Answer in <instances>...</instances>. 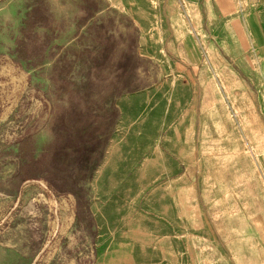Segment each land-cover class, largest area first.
Here are the masks:
<instances>
[{
    "label": "rangeland",
    "instance_id": "obj_1",
    "mask_svg": "<svg viewBox=\"0 0 264 264\" xmlns=\"http://www.w3.org/2000/svg\"><path fill=\"white\" fill-rule=\"evenodd\" d=\"M229 10L0 0V264H264V47Z\"/></svg>",
    "mask_w": 264,
    "mask_h": 264
},
{
    "label": "crops",
    "instance_id": "obj_2",
    "mask_svg": "<svg viewBox=\"0 0 264 264\" xmlns=\"http://www.w3.org/2000/svg\"><path fill=\"white\" fill-rule=\"evenodd\" d=\"M225 6L231 15L225 20L226 31L238 40L237 46L252 52L264 47V0H225Z\"/></svg>",
    "mask_w": 264,
    "mask_h": 264
}]
</instances>
